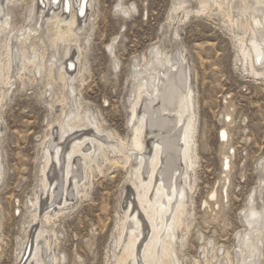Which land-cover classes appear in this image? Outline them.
I'll return each mask as SVG.
<instances>
[{
    "label": "bare ground",
    "instance_id": "bare-ground-1",
    "mask_svg": "<svg viewBox=\"0 0 264 264\" xmlns=\"http://www.w3.org/2000/svg\"><path fill=\"white\" fill-rule=\"evenodd\" d=\"M94 1L31 0L26 23L20 29L12 25L8 6L21 7L22 0L0 2V108L15 81L23 86L25 80L37 83L43 79L45 88L49 87L50 100L47 99L51 111L55 105L60 106L52 122L56 127L51 125L45 134L47 145L42 140L40 193L30 201L31 221L25 231L31 243L27 240L20 246L16 264L59 263L55 255L50 254L52 259L44 255L57 244L56 232L47 226L54 225L64 214L73 196L78 199L87 195L93 173L101 174L107 165L128 172L114 241V251L118 252H112L110 264H186L179 254L194 220L189 193L194 192L196 180L190 173H195L199 160L198 108L190 84V68L180 52L177 55L182 60L155 46L148 54H141L131 64L128 135L123 139L105 130L97 116L82 107V98L77 99L81 94L77 96L75 88L76 83L85 81L87 72L83 61L89 39L85 35L94 17L89 14ZM122 1L119 0L115 10L129 17L136 7L133 3L123 7ZM233 1L197 0L198 7L189 10L187 0H176L168 25L174 23L180 12L183 15L176 20L178 26L191 14L221 16L240 68L246 76L263 81L264 0H239V6H233ZM175 35L178 37V32ZM109 54L113 68L117 69L119 63L113 50ZM54 85L60 89L54 90ZM225 109L223 116L227 123L218 136L222 142L223 189L229 183L231 155L225 152L226 128L232 124L233 113L231 104ZM260 168L264 172V160ZM217 194L213 191L204 205L210 202L216 206ZM261 194L262 191L258 196ZM254 195L252 192L247 199L243 214L246 228L236 241L234 256L228 251L220 255L219 249L209 244L210 253L204 249L202 259L194 264H262L264 202L257 210ZM54 202L57 208L49 211ZM37 222L40 224L35 226Z\"/></svg>",
    "mask_w": 264,
    "mask_h": 264
},
{
    "label": "rangeland",
    "instance_id": "rangeland-1",
    "mask_svg": "<svg viewBox=\"0 0 264 264\" xmlns=\"http://www.w3.org/2000/svg\"><path fill=\"white\" fill-rule=\"evenodd\" d=\"M175 1L123 0V7L131 3L136 7L135 12L125 17L115 10L119 0H95L89 11L94 15L92 26L87 27L85 35L89 39L83 61L87 68L85 81L76 83L75 88L77 96L81 94L77 99L82 98V107L92 111L105 130L124 139L128 135L131 64L154 46L167 54H176L179 60L182 58L178 52L183 54L190 68V84L198 108L199 160L196 175L190 173L196 180L194 192L189 193L194 220L179 255L186 264H194L202 259L204 249L210 253L209 244L219 249L220 255L228 251L233 257L236 241L246 228L243 214L248 196L255 192L254 207L257 210L263 207L264 172L260 163L264 160V80H254L242 71L221 16L191 14L178 26L175 24L183 15L180 12L169 26L168 17ZM187 1L189 10L198 7L197 0ZM22 2L21 7L8 6L15 29L25 25L27 6L31 4V0ZM233 2V6L240 5L239 0ZM174 32H178V37ZM109 50H113L118 60L117 69L113 68ZM44 83L45 79L37 83L25 80L22 86L15 81L0 108V264H16L20 246L27 240L31 243L25 233L31 221L30 201L40 193L42 144L44 141L47 145L45 134L51 125L56 127L52 122L55 111H60L59 105L51 111L49 87L47 90ZM53 88L60 89L55 85ZM230 104L232 124L226 128L225 150L231 155L230 175L223 189L222 142L218 136L226 126L223 115ZM107 166L101 174L93 173L86 196L78 199L73 196L56 223L46 225L52 226L57 234V244H53L51 252L44 253L47 259L55 255L60 260L58 264H110L112 252H118L114 251V241L128 172L118 166ZM213 191L218 193V204L204 205ZM54 205L49 211L57 208L56 202ZM262 249L264 264V239Z\"/></svg>",
    "mask_w": 264,
    "mask_h": 264
},
{
    "label": "water",
    "instance_id": "water-1",
    "mask_svg": "<svg viewBox=\"0 0 264 264\" xmlns=\"http://www.w3.org/2000/svg\"><path fill=\"white\" fill-rule=\"evenodd\" d=\"M26 251H28V250H26ZM26 254H27V252H25V255H24V257L26 256Z\"/></svg>",
    "mask_w": 264,
    "mask_h": 264
}]
</instances>
